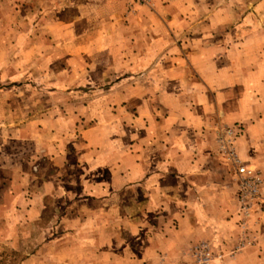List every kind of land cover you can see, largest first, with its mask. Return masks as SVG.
<instances>
[{
    "label": "crops",
    "instance_id": "obj_1",
    "mask_svg": "<svg viewBox=\"0 0 264 264\" xmlns=\"http://www.w3.org/2000/svg\"><path fill=\"white\" fill-rule=\"evenodd\" d=\"M20 1L22 4L16 7L21 10L24 0ZM125 1L45 0L43 10L47 14L76 8L79 14H90L98 21L108 18V15L115 17L124 14ZM31 2L33 0H29L30 11L34 9ZM163 8V12L173 10ZM175 12L178 13L177 10ZM59 24L60 30H70L80 23L76 18L72 21L60 20ZM131 26L133 28L134 25ZM90 31H93L89 33L90 36L101 37L100 28L93 27ZM125 35V44L129 42L131 48L127 50L128 53L135 50L136 45L141 49L150 45L133 33L125 32ZM80 41H75L77 49L71 53L74 56L85 52V48H79L82 45ZM154 42L158 46L162 40L156 39ZM109 43L100 42L101 46H108ZM115 46L110 56L113 62L121 63L124 55L118 49L119 43H115ZM143 52H139V60L148 61L150 52ZM128 53L125 54L127 60L129 56L136 59L137 54ZM217 60L212 54L188 56L178 53L166 59L167 66L161 75L156 70L147 72L149 76L164 78L167 85L162 89L166 94L161 100L144 95L142 91L137 107L140 113L137 124L141 135L136 142H130L127 146L129 149L125 151L124 161L120 165L114 163L111 150H96L101 143L98 136L102 130L100 125L82 133L80 138L88 149L83 152L85 155L80 165L69 168L76 170L78 175L73 183L77 193L65 203L67 209L55 215L54 219L60 225H69L81 239L76 243V250H70L81 256L73 264H193L190 257L193 248L203 241L210 248L219 245V253H227L235 244L238 235L233 232L236 230L238 234L237 223L240 222L237 212L238 181L234 169L219 154L217 136L225 125L244 127L241 130L236 126L238 154L246 164L256 168L264 180V102L252 103L248 94L249 85H264V81L250 71L238 83L242 87L233 88L223 81L218 86L216 79L224 78L226 71L211 65ZM195 61L205 64L198 65ZM245 61L248 62V59ZM189 62L195 63V75L203 84L190 81L193 73L189 69ZM208 63L210 68H206ZM183 83L188 84L187 93L192 94L188 101L181 96V90L185 88ZM175 90L177 92L174 94ZM2 94L4 90H0V97ZM126 99H130L129 95ZM8 106V103H0V110ZM130 108L129 103L127 109ZM10 109L14 107L11 105ZM7 120L0 116V241L7 239L6 242L14 248L12 252H16V239L22 233V230L16 229V222L39 220L47 208L45 201L49 190L60 186L64 189V184H68L60 181V177L43 183L38 179L47 173H64L68 169L65 165L68 155L57 144L52 151L47 147L36 150L35 146L39 143L36 136L40 134L36 120L28 121L25 128L20 129H16L15 117L6 126ZM48 120L45 118L44 122H39L45 124L47 132L48 125L51 127L53 122ZM45 143L49 146L48 140ZM25 147L28 150L25 159L17 160L24 156L22 150ZM90 147L94 150L91 151ZM42 150L56 163L52 167L54 172L41 166L35 168L32 160ZM100 154L103 157H99ZM106 154L108 157H105ZM89 158L94 160L92 165L86 164ZM31 185H40L46 193L40 196V203L26 198L27 210L21 217L22 213L16 212V205L25 199V191ZM262 193L260 210L251 220L252 228L259 230V234H253L258 238V243L239 253L234 261L222 264H264V185ZM36 204L41 207L39 210H36ZM32 260L33 257L28 259V264Z\"/></svg>",
    "mask_w": 264,
    "mask_h": 264
},
{
    "label": "rangeland",
    "instance_id": "obj_2",
    "mask_svg": "<svg viewBox=\"0 0 264 264\" xmlns=\"http://www.w3.org/2000/svg\"><path fill=\"white\" fill-rule=\"evenodd\" d=\"M44 3L45 0H33L30 5L34 9L30 11L29 0H24L21 10L16 7L22 4L20 0H0V90H4L0 103L10 105L7 109L0 110V116L8 119L6 126L15 117L16 129L25 128L28 121L36 120L40 126V134L36 136L39 139L36 150L47 147L52 151L57 144L68 155L65 163L68 169L64 173L44 174L38 182L60 177V181L68 184H64V189L60 186L49 190L50 194L45 201L47 208L39 220L16 222V229L22 230L20 237L16 239V252H12L14 248L6 242L7 239L0 241V264H28L31 257L33 260L30 264H73L81 257L76 252H70L71 248L76 250V243L81 240L76 231L66 223L60 225L54 220L55 215H60L67 209L65 203L69 198L77 193L73 183L78 175L76 170L69 168L80 165L85 155L83 152L88 149L80 136L88 129L100 125L102 130L98 136L101 143L96 150H111L114 163H123L125 151L129 149L127 146L130 142H136L141 135L140 126L137 124V119L140 118L137 107L142 91L153 99L163 100L166 94L165 89H162L167 85L164 78L149 76L148 71L156 70L161 75L167 66L166 59L174 54H212L218 60L211 65L226 71L224 78L216 79L219 81L218 86L223 81L233 88L242 87L238 83L250 71L264 81V0H150L147 4L126 0L124 14L115 17L107 14L108 18H100L98 21L90 14H79L76 8H69L63 13L46 14L43 10ZM168 7L173 10H161ZM176 10L178 13L174 14ZM76 18L80 23L78 27L70 30L59 29L60 20L72 21ZM131 24L134 25L133 28H130ZM93 27L100 28L101 37L98 35L94 38L89 35L93 32L90 31ZM125 32L145 39L150 45L143 49L136 45L135 50L128 53L127 50L131 48L129 42L126 41L125 44ZM78 39L82 43L79 48H85V52L74 56L71 53L77 49L75 41ZM156 39L162 40L158 46L154 45ZM101 41L110 43L108 46H101ZM115 43H119L118 49L124 55L121 63L113 62L110 56L113 48L116 49ZM141 51H144L143 54L150 52L148 61L139 60ZM65 53L67 56H63ZM126 53L137 54L136 59L134 56L130 59L129 56L127 60ZM195 63L205 64L197 61ZM195 63H188L193 73L190 81L202 83L195 75ZM209 64L206 68H210ZM260 74L262 75L259 76ZM182 86L185 88L181 90V96L188 101L192 94L187 93L188 84L183 83ZM176 92L177 90L173 91L174 94ZM248 94L252 103H263L264 85H249ZM128 95L129 100L126 99ZM129 103L132 107L130 110L127 109ZM11 105L14 109H10ZM110 105L114 107H109ZM45 118L52 120V125L54 124L51 127L48 125L49 132L45 131V124L39 123L44 122ZM236 126L244 130V127L238 124ZM236 126L232 127L236 129ZM47 140L49 146H46ZM43 150L32 160L35 168L41 166L54 172L52 167L56 163ZM90 150L94 149L90 147ZM27 153L25 147L22 150L24 156L16 159L24 160ZM88 160L90 162L86 164L92 165L94 160ZM223 161L228 164L224 159ZM43 193H46L45 189L40 185H31L25 191V199L16 205V212H21L22 217L27 210L26 198L40 203ZM40 208L36 204V210ZM251 220L246 234L252 245L244 250L258 243V238L253 234H259V230L252 228ZM237 226L238 234L233 230L238 235L235 244L227 253H219V245H213L209 264L232 262L244 251L236 250L243 235L241 222ZM262 228L264 229V223ZM261 235L263 236L262 232ZM203 243L205 241L198 245ZM61 248H64L63 252ZM36 251L38 253L34 255ZM194 251L195 248L190 257L191 262L196 264Z\"/></svg>",
    "mask_w": 264,
    "mask_h": 264
},
{
    "label": "built area",
    "instance_id": "obj_3",
    "mask_svg": "<svg viewBox=\"0 0 264 264\" xmlns=\"http://www.w3.org/2000/svg\"><path fill=\"white\" fill-rule=\"evenodd\" d=\"M140 4H147L150 0H136ZM236 129L230 125H225L218 131L217 142L219 152L223 159L234 169L238 181L237 201L238 215L240 216L241 229L243 235L236 248L238 252L252 245V241L247 236L249 222L255 212L260 208L263 201L262 175L254 168L246 164L239 156L237 148ZM196 264H209L212 259L210 245L203 243L195 247Z\"/></svg>",
    "mask_w": 264,
    "mask_h": 264
}]
</instances>
